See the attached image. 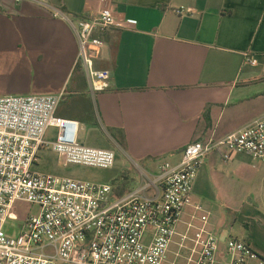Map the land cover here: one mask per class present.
Masks as SVG:
<instances>
[{"label":"crops","instance_id":"crops-1","mask_svg":"<svg viewBox=\"0 0 264 264\" xmlns=\"http://www.w3.org/2000/svg\"><path fill=\"white\" fill-rule=\"evenodd\" d=\"M102 8L135 27L99 35L105 47L95 68L109 71L111 81L93 95L87 81L74 79L77 40L54 12L78 19ZM3 66L0 97L37 95V76L51 84L42 95L92 102L95 129L108 138L101 149L114 152L115 161L121 157L110 169V183H102L112 185L114 200L139 190L163 162L177 165L188 144L220 141L264 116V0H0V71ZM206 108L209 126L202 117ZM57 114L82 124L67 111ZM54 137L48 130L46 140ZM198 180L222 206L223 231L208 229L204 218L207 230L222 241L243 239L264 257V165L244 154L224 164L213 151L193 186ZM196 207L189 222L197 220ZM237 223L244 231L227 232Z\"/></svg>","mask_w":264,"mask_h":264},{"label":"built area","instance_id":"built-area-1","mask_svg":"<svg viewBox=\"0 0 264 264\" xmlns=\"http://www.w3.org/2000/svg\"><path fill=\"white\" fill-rule=\"evenodd\" d=\"M54 17L74 31L76 65L91 93L107 90L111 73L95 68L105 47L99 35L111 27L134 29L135 24H119L108 8L90 18L72 19L57 11ZM62 97L63 93L0 97V264H163L209 153L219 151L224 164L244 154L264 165L263 116L220 141L188 144L177 165L163 162L160 173L139 190L113 200L110 184L33 171L43 149L55 153L64 165L103 170L114 166V152L81 144V124L57 115ZM50 129L55 130L51 142L46 140ZM147 191L153 195L146 196ZM16 203L35 206L38 212L12 220ZM202 221L199 228L188 222L180 235V249L187 241L193 243L186 264H264V257L247 241H222Z\"/></svg>","mask_w":264,"mask_h":264},{"label":"rangeland","instance_id":"rangeland-1","mask_svg":"<svg viewBox=\"0 0 264 264\" xmlns=\"http://www.w3.org/2000/svg\"><path fill=\"white\" fill-rule=\"evenodd\" d=\"M5 68L0 71V82H5ZM51 88V84L49 79L40 78L35 76L32 83V90L37 95H42L47 93V91ZM0 91L1 88H0ZM2 93V92H0ZM6 95V94H5ZM28 95V94H26ZM68 101L63 102L60 108H65L67 106ZM79 115L80 112H78ZM78 140L80 143L85 146L104 148L106 147V142L108 138L105 133L96 130L95 128H91L87 123L81 124ZM121 157L118 156L116 159V166L121 163ZM33 171L41 173V174H50L60 177H67L77 180L83 181H91V182H101V183H110V174L111 170H103L98 168L84 167L78 165H64L63 162L58 158V156L51 152L50 150L43 149L39 153V161L33 167ZM135 176L137 175L134 171H131ZM136 174V175H135ZM219 197H215L213 192L207 188L206 185H203L202 181H197L195 186H193L192 194H191V203L189 207L184 210V213L180 219V222L177 224L176 231L177 235L173 239L172 244L170 245L166 259L163 264H186V259L191 253V248L193 247V243L191 241L185 242V246L183 248H179V240L180 235L185 231L187 223L190 221V214L194 211V207H199V210L196 212L197 220L193 223V225L197 228L202 226V220L205 218L209 225L208 229L214 231H223L222 226L218 225L219 213L222 210V206L218 199ZM38 212V208L35 206H31L25 203H16L12 220L22 219L26 214H36ZM221 219V218H220ZM18 223H16V226ZM214 225V226H213ZM227 232H230L231 235H238L244 231L243 225L237 223L232 229L230 227L226 228ZM194 230V229H193ZM191 231V233L193 232ZM212 232V231H211ZM213 233V232H212ZM189 242V243H188ZM176 243V244H175ZM188 243V244H187Z\"/></svg>","mask_w":264,"mask_h":264},{"label":"trees","instance_id":"trees-1","mask_svg":"<svg viewBox=\"0 0 264 264\" xmlns=\"http://www.w3.org/2000/svg\"><path fill=\"white\" fill-rule=\"evenodd\" d=\"M74 79L79 81L81 85L86 84V78L85 75L82 73V70L79 65H76L74 69ZM71 94V93H70ZM68 101L67 106L65 108H60L61 104L64 102ZM58 109L67 111L72 117L79 119V121L84 124L87 123L91 128H96L98 127L97 121H96V114H95V109L91 101H88L87 99L82 100H71L69 99V96L66 97L63 95L62 100L59 104ZM209 108H206L202 114V117L205 121L206 126L210 125V118H209ZM80 112L81 115L78 114ZM58 115V114H57ZM73 119V118H70ZM74 120V119H73Z\"/></svg>","mask_w":264,"mask_h":264}]
</instances>
